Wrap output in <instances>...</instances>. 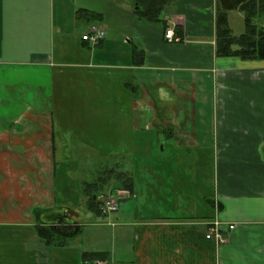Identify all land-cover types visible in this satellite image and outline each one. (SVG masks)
<instances>
[{"label": "crops", "instance_id": "1", "mask_svg": "<svg viewBox=\"0 0 264 264\" xmlns=\"http://www.w3.org/2000/svg\"><path fill=\"white\" fill-rule=\"evenodd\" d=\"M225 1L229 28L240 35L238 0ZM217 6L171 0L162 21L150 22L136 17L133 0H0V264H86L83 254L96 253L105 264H264V60L216 56ZM87 11L99 16L89 20ZM92 24L106 28L95 47L81 40ZM169 28L183 41L166 42ZM55 122L88 133L75 150H108L92 143L98 135L130 149L137 132L162 133L160 149L178 157L208 150L212 193L190 194L178 158L156 204L152 196L139 201L131 170L114 166L132 179V191L104 195L118 197L116 212L123 211L86 228L56 197L55 156L66 144L56 141ZM68 186L66 178L65 199ZM171 203L178 205L163 215L160 207ZM62 208L73 223L56 227L81 228L69 240L80 239L78 249L72 242L50 248L38 237L41 215ZM214 221L235 226L224 245L205 238Z\"/></svg>", "mask_w": 264, "mask_h": 264}, {"label": "rangeland", "instance_id": "2", "mask_svg": "<svg viewBox=\"0 0 264 264\" xmlns=\"http://www.w3.org/2000/svg\"><path fill=\"white\" fill-rule=\"evenodd\" d=\"M107 20L108 19L106 17L107 24H111L110 20ZM83 28L84 24L78 23L74 29L80 31ZM99 115H104V117L109 115L111 116L110 113L104 111L99 112ZM96 119L99 120L101 118H98L97 116ZM96 123L99 124L100 122ZM97 124L90 126L96 127L97 129L102 127V125ZM60 126L61 125L55 122L54 133L56 136V141L66 144V148L58 150L55 156V161L57 163L56 178L59 186L56 189V197L57 200H66V202H68L70 206H74L76 208L78 216L75 217V220L81 223V225L86 226V228L104 225V223H106V217H113L115 214L121 213L123 211L120 209L119 212H113L104 216H98L93 212L91 213L85 210L86 198L82 195L80 189H82L83 181H94L96 176H98L99 174L97 170L98 168L108 167L113 169L114 166H118L120 168L123 164H126L128 166V170H131L130 175L132 176V178H134L136 192L137 194L139 193V201L146 196L147 198H150L152 196V202L156 204L155 200L161 196L159 195V193L162 194L159 188L160 181L162 177L166 178L168 172L172 174L171 176L176 177L177 172L175 171V162H177L179 158L185 160L183 164V167H185V173L183 175L185 183H189L192 185L190 194L197 196L196 199H199L200 196L201 198H203L212 193L213 161L208 150L199 151L200 153H197V151H194L195 153H193L192 151H185V155H182L181 157L171 155L169 154V152H171L170 147L163 145L164 151L160 149L165 139L162 133L156 134V132L148 133L145 135L137 132L131 139H128V143L132 145L130 149L128 145L124 144L120 145L119 147L117 146L112 148L111 146H113V144L111 139L107 140V137H104L105 141H103L101 135H98L96 136V139L92 140V143H94V145L100 144L103 148L108 150H98L97 148H92L90 146V150L88 151L75 150V146L79 145L80 140L84 139L88 133H81L78 130V128L80 127L79 125L67 126L68 129L66 131L60 130ZM83 126L84 125H81V127ZM106 126L112 129L111 124ZM123 141H125V139H123ZM134 143H136L135 147H133ZM81 153H88V155L86 154L82 156ZM100 153H110V155H107L106 157H102L103 155L98 156ZM68 166L69 168L66 169V167ZM77 166L82 169L80 171L77 170ZM66 178L67 183L69 182L72 188L67 189L69 194L65 199V194L61 193V182ZM108 190L110 189L107 188L106 193L108 192ZM173 191L175 193V189ZM140 192H143L142 197L140 195ZM106 196L107 195L105 194L100 199V201L106 198ZM134 201V199H130L126 202L132 204V202ZM177 205V203H171L169 206V210H167L164 206V209L162 207L160 208L162 209L161 211L163 212V215H170L173 212V208ZM179 207L181 208L182 206L179 205ZM151 209L152 207H150L148 211H151ZM125 210L128 211L127 207H125ZM130 211L135 212L134 207ZM143 211L144 208L140 207L139 214L145 216L146 214H144ZM79 240L80 239H76L73 241L71 240V242L75 245V249H78L81 246ZM71 242L68 241L69 244Z\"/></svg>", "mask_w": 264, "mask_h": 264}, {"label": "trees", "instance_id": "3", "mask_svg": "<svg viewBox=\"0 0 264 264\" xmlns=\"http://www.w3.org/2000/svg\"><path fill=\"white\" fill-rule=\"evenodd\" d=\"M171 0H133L134 14L139 20L161 22L162 11ZM228 2L219 0L215 15V54L218 57H236L241 60H264V0H238L236 9L243 15L244 31L240 35H234L228 25L227 8ZM89 20L99 16L97 13L87 11ZM98 176L93 182L82 183L80 189L85 199V210L98 216H104L99 206V195H104L107 188L112 192L121 187L132 191V179L124 172L115 168H98ZM68 188H72L69 187ZM67 188V189H68ZM66 189V191H67ZM68 192V191H67ZM69 193V192H68ZM79 194V192H78ZM74 206L68 207L74 212ZM41 212V211H40ZM40 212H35L38 216ZM38 237L50 248H59L67 245L71 238L81 234V228L73 233H62L58 227L37 225ZM86 262L93 260L105 261V254H83Z\"/></svg>", "mask_w": 264, "mask_h": 264}, {"label": "built area", "instance_id": "4", "mask_svg": "<svg viewBox=\"0 0 264 264\" xmlns=\"http://www.w3.org/2000/svg\"><path fill=\"white\" fill-rule=\"evenodd\" d=\"M106 28L101 24H92L82 35L81 40L87 42L90 46H98L105 38ZM165 41L168 43H179L183 39L175 35L173 28H169L164 33ZM119 207L118 197H114L111 193L101 200L99 209L102 214L116 212ZM235 226L227 225L218 221H214L209 227L205 235L207 240L213 241L217 246L224 245L228 242L229 233ZM86 264H105L102 260L88 261Z\"/></svg>", "mask_w": 264, "mask_h": 264}, {"label": "water", "instance_id": "5", "mask_svg": "<svg viewBox=\"0 0 264 264\" xmlns=\"http://www.w3.org/2000/svg\"><path fill=\"white\" fill-rule=\"evenodd\" d=\"M42 223L48 226H59L60 224H72L73 221L68 217L67 209L48 211L40 217Z\"/></svg>", "mask_w": 264, "mask_h": 264}]
</instances>
